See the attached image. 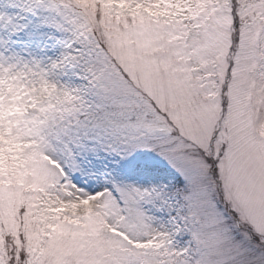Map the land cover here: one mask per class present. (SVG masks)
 <instances>
[{
    "label": "snow or ice",
    "instance_id": "obj_1",
    "mask_svg": "<svg viewBox=\"0 0 264 264\" xmlns=\"http://www.w3.org/2000/svg\"><path fill=\"white\" fill-rule=\"evenodd\" d=\"M0 264H264V0H0Z\"/></svg>",
    "mask_w": 264,
    "mask_h": 264
}]
</instances>
